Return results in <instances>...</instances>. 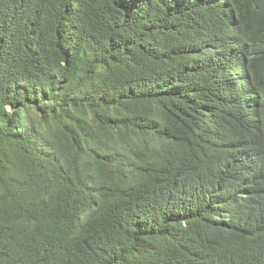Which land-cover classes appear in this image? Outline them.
Returning a JSON list of instances; mask_svg holds the SVG:
<instances>
[{"label":"trees","instance_id":"obj_1","mask_svg":"<svg viewBox=\"0 0 264 264\" xmlns=\"http://www.w3.org/2000/svg\"><path fill=\"white\" fill-rule=\"evenodd\" d=\"M0 264H264V0H0Z\"/></svg>","mask_w":264,"mask_h":264}]
</instances>
